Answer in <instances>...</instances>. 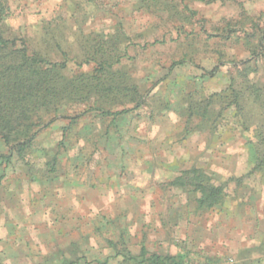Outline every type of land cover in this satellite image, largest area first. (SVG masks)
Listing matches in <instances>:
<instances>
[{"label": "rangeland", "instance_id": "obj_1", "mask_svg": "<svg viewBox=\"0 0 264 264\" xmlns=\"http://www.w3.org/2000/svg\"><path fill=\"white\" fill-rule=\"evenodd\" d=\"M157 2L0 0L5 37L27 38L77 85L101 76L98 90L64 94L25 150L0 141V264H128L115 256L143 248L182 264H264V170L249 144L264 96L244 118L216 107L214 128L190 113L232 78L264 89V0ZM195 169L233 179L224 206L179 185Z\"/></svg>", "mask_w": 264, "mask_h": 264}, {"label": "trees", "instance_id": "obj_2", "mask_svg": "<svg viewBox=\"0 0 264 264\" xmlns=\"http://www.w3.org/2000/svg\"><path fill=\"white\" fill-rule=\"evenodd\" d=\"M96 3L98 0H88ZM212 4L222 0H194ZM146 5V11L152 12V8L160 5L157 0H140ZM4 7L0 6V24L4 13ZM115 42V40L113 39ZM95 52H97L95 50ZM104 48L100 50L103 56ZM185 61L178 62L181 65ZM104 64H100V70H104ZM65 64L50 59L39 48L31 45L27 38L5 37L0 28V141L6 146L16 144L21 150L31 145L36 137V127L46 125V113H56L62 96L66 94L71 97L76 89L84 87V91L98 90V83L94 84L101 76L85 74L82 79L84 86L77 79L70 81L63 75ZM252 71V70H251ZM96 77V78H95ZM245 85V88L242 85ZM264 96V89L259 83L242 82V78H232L229 86L220 93L205 97L201 103L192 106L191 114L201 112V119L207 127L214 128L223 112L231 110L242 118L247 112L246 106L258 105V101ZM66 99V98H65ZM220 107V115H213V109ZM128 113V110L119 112ZM51 116V115H49ZM214 116V117H213ZM248 116V115H247ZM255 116V115H254ZM253 116V117H254ZM245 125V124H244ZM245 131L249 127L244 126ZM257 142L249 141L255 151L256 164L253 171L264 170V126L257 128ZM14 148H10L13 152ZM20 153V152H19ZM0 159L9 161V157L0 155ZM179 185L194 187L200 192L198 202L206 208L224 206L228 198V186L233 179H229L224 185H216L212 177H207L200 170H192L184 173L178 179ZM242 178H237L241 183ZM121 257L128 264H182L173 256H161L150 253L146 248L141 250L138 256L130 252L119 253L115 256ZM67 264H75L70 262ZM106 264V263H103Z\"/></svg>", "mask_w": 264, "mask_h": 264}, {"label": "crops", "instance_id": "obj_3", "mask_svg": "<svg viewBox=\"0 0 264 264\" xmlns=\"http://www.w3.org/2000/svg\"><path fill=\"white\" fill-rule=\"evenodd\" d=\"M119 258H121V257H119ZM122 259V258H121ZM86 260V258H85V256H81V257H79V260H77V262L75 263V264H89L88 262H86L85 261ZM109 261H110V259L109 258H106L105 259V261H103V262H97V264H103V263H106V264H109ZM123 261V260H122ZM70 263V262H69ZM64 264V263H63Z\"/></svg>", "mask_w": 264, "mask_h": 264}]
</instances>
